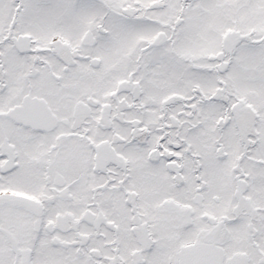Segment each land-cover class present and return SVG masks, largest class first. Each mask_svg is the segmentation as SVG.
Here are the masks:
<instances>
[{
	"label": "snow or ice",
	"instance_id": "6c2138e0",
	"mask_svg": "<svg viewBox=\"0 0 264 264\" xmlns=\"http://www.w3.org/2000/svg\"><path fill=\"white\" fill-rule=\"evenodd\" d=\"M0 264H264V0H0Z\"/></svg>",
	"mask_w": 264,
	"mask_h": 264
}]
</instances>
